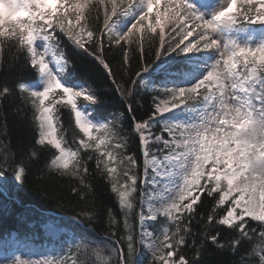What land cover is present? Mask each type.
Listing matches in <instances>:
<instances>
[{
	"label": "trees",
	"instance_id": "obj_1",
	"mask_svg": "<svg viewBox=\"0 0 264 264\" xmlns=\"http://www.w3.org/2000/svg\"><path fill=\"white\" fill-rule=\"evenodd\" d=\"M91 2L95 5L91 12V21H96L98 11L102 27L104 11L106 8L111 10V0L100 5H96V0ZM127 2L128 0H116L118 13L127 7ZM188 2L200 15L203 17L205 15L204 19H211L213 14L207 11V1L188 0ZM135 3L138 5L129 9L126 15L113 18L116 21L114 31L117 34L125 33L143 11V5H139L140 0H135ZM241 6L238 0L237 8ZM163 8L164 3L161 0L159 10L163 11ZM70 16L74 20L75 14L71 13ZM150 18L154 22L155 10ZM65 25L67 26V21ZM144 29L143 58L137 43L124 44L121 41L123 45L121 51L115 40L110 46L108 36L103 37L105 62L112 67L113 76H109L93 56L78 49L57 29V46L72 68L65 70V74L61 76L58 62L63 64L65 61L61 59L60 53L53 49L48 57L50 70L55 73L62 86L94 92L100 102L89 104L82 97L77 98L78 110L93 125L106 124L107 129V131L92 132L93 136L105 141L99 149L96 148L99 140L88 141L87 149L81 147L79 141L83 133L75 125L71 105L55 103V100L62 98V94L54 93L50 96L45 103L53 107L56 139L60 141L62 149L78 153L79 165L74 169L70 164L69 168L72 171L56 168L53 161L60 153L47 141L43 145L36 143L40 138V121L37 119L39 112L34 106L30 90H36L43 76L30 67L25 59L26 52L0 48L4 52L3 67H0V83L6 84L13 92L7 98L0 97V156L8 150L13 160L19 162L27 155L30 147H34L39 154L38 158L29 165L26 182H17L12 172L0 175V264H16L17 258L21 264H45L47 261H51L52 264H113L118 258L112 251V243L118 240L123 245V253L127 255L128 235L136 238L133 264H160V261L140 244L139 216L143 212L142 198L146 186L143 182L141 144L134 125L154 114V100L157 102L171 97L165 90L186 89L198 83L207 74L208 67L219 53L215 50L186 54L171 52L169 45L175 47L183 39V36L178 34L180 28L177 27V34H170L168 40L170 38L171 41L166 40L167 43L164 45V49L168 51L157 59L155 51L160 48L159 35L157 32L147 31L146 23ZM199 31L198 29L192 36L184 39L180 47L195 43ZM84 35L87 39L86 32ZM246 35L247 37L242 39ZM216 36L222 40H235L237 43L240 40L241 45L255 47L264 41V24H237L228 29L221 28ZM96 39H100L98 32ZM200 43L202 46L203 41ZM36 47L42 51V42L37 41ZM125 53L129 56L128 64L124 63ZM149 62L154 63L138 78L144 81V86H140L133 95H128L126 90L133 89L132 81L137 79L136 71H142ZM200 69L202 75L198 77L196 71ZM18 83L24 84L27 89H16ZM199 91L201 95L195 96L194 99L187 97L186 100L187 104L193 105L195 109L205 107L203 94L206 93V89L201 88ZM163 124L156 117L152 121V133L160 134ZM83 138L87 140L86 137ZM100 152L111 153L114 157L110 166L115 167L117 171L111 177L103 164L97 166V158L107 160V157H100ZM127 157L135 159L136 164L133 167L129 166ZM85 169L87 172L84 171ZM128 175L137 177L136 191L130 198L133 203L130 211L121 209L118 193L111 190L113 183L118 187L121 184L127 186L130 183ZM81 178L84 179V184H81ZM73 187L87 188L89 198L82 201L71 190ZM194 194L201 196V202L194 205L193 213L184 212L181 219L175 223L165 216L157 215L156 220L146 222L147 228L155 238L163 239L164 227H168L171 233L176 230L177 225L181 228L187 226L192 234L186 235L187 245L174 251L182 250V254L188 259L198 258L193 260L192 264H239L241 257L246 258L244 254L249 250L252 241L241 239L236 248L230 251V240L235 237V231L225 225L216 224L215 220L211 225H207L206 217L215 201L208 197L206 192ZM229 205L230 201L218 208L216 217L220 218L225 214ZM82 209L94 211L85 214ZM109 210L112 212L111 217L108 215ZM77 214H79L77 219H74L73 216ZM89 215L92 217L91 220ZM112 220L116 223L112 224ZM245 220L251 227H255L258 223L247 217ZM125 223L128 225L127 228ZM46 224H51L60 230L58 238L51 239L44 235L42 227ZM114 232L115 237L112 236ZM206 234L217 235V241L228 247L217 248L211 243L209 235L200 252L196 251L199 245L193 247V236L203 240ZM31 247L33 251L30 250ZM172 259L178 260L179 256L174 255Z\"/></svg>",
	"mask_w": 264,
	"mask_h": 264
},
{
	"label": "snow or ice",
	"instance_id": "obj_2",
	"mask_svg": "<svg viewBox=\"0 0 264 264\" xmlns=\"http://www.w3.org/2000/svg\"><path fill=\"white\" fill-rule=\"evenodd\" d=\"M103 3L104 0H96V5ZM163 3L164 8L163 12H161L159 10L161 0H140L139 5H143V11L136 17L125 33L117 34L114 31V24L116 21L113 18H119L126 15L129 9L138 5L135 3V0H128L127 7L123 8L119 13L117 12L116 0H111V10L109 11L107 8L105 9L102 27L100 26L98 11L96 21H91V12L95 7L91 0H75V2H73V0H54V10L47 15L41 14L38 21H33L28 29L20 35V43L23 48L22 52H26L25 59L28 64L38 74L46 77V84L43 87V90H30L34 106L36 107L37 112H39L37 119L40 121V144L43 145L45 141L48 143L50 134L49 126L51 129H55L53 107L46 105L45 103L54 93L56 95L62 94L61 99L55 100L56 104L71 105V112L74 113L76 127L77 121H79L84 127V131H80L78 128L79 131L83 133V137L87 138V140L83 137L80 139L79 143L81 147L85 149L89 147L88 141H90V138L87 135L89 129H91L92 133L94 130L97 131V129L106 128V124L99 126L93 125L89 119L78 110L76 103L77 98L82 97L83 100L89 104L100 102L94 92L87 89H74L62 86L60 80H58L57 76L50 70L48 57L53 49L59 52L61 59L65 61L63 64L58 62L60 65V75L63 76L65 70H71L72 68V65L66 61L62 50L57 46V29H59V33H62L63 36L78 49L93 56V58L103 66L109 76H113L114 73L110 64L105 62L103 37L105 35L108 36V43L110 46L113 40H115V44L120 46L121 51L123 50L121 41H123L124 44H128L129 42L137 43L138 47L141 49V57L143 58L145 23L147 24V31L149 32H155L156 28L159 27L160 48L155 51L157 59L168 51V49H164V45L167 43L165 39L166 21L175 25L172 31H175V28L179 27L180 33L178 34L183 36V39H181L175 47L169 45L171 52L186 54L205 50H215L219 53L220 58L211 65L210 70L207 71V74L199 80L198 83L186 89L165 90L166 93L171 95V100L162 99L159 103L154 100V114L149 116L147 120H143V122L134 125L136 132L140 134L139 141L143 147V156L145 157L144 167L151 166L157 176H171L173 174L171 169L176 166L175 162H179V171L176 173V175H179L181 167L186 164L185 157L181 155V153L184 152V148L182 146H177V141L181 140L180 133L182 131L189 128L200 129L207 137V140L205 141V144L207 145L211 142L213 136L217 138L228 136L230 141L242 139L247 131V127L237 130L233 126L234 123L238 124L243 120L247 122L248 126H251L257 121L264 120V75H258L255 79H251L248 82L236 80L234 85L229 84L226 87H221L217 82L213 68L218 62L219 67L227 66L233 71H238L246 75L244 65L249 58L257 55L260 51H264V41L258 46L252 47L247 44L241 45L235 40H222L221 38H217L215 34L218 33L221 28L228 29L237 24H264V0H240L242 5L240 8H237L238 0H225L224 3L226 6L213 14L211 19L207 20L195 10L194 6L189 3L188 0H163ZM154 10L155 19L153 22L150 17ZM71 13L75 14L74 20L70 16ZM58 16H63V21L57 22ZM65 21H67V26L65 25ZM198 29L200 31L197 33L198 39L196 42L189 43L181 48L180 45L183 44L184 39L192 36ZM85 32L87 39H85ZM97 32L100 33L99 40L96 39ZM137 34H139L138 37ZM37 41L42 42V51L37 49ZM201 41H203L202 46L200 43ZM86 43L88 46H86ZM161 49H164V51ZM232 54L241 57L239 64L233 63L234 56ZM3 56V49H0V64H3ZM124 63H130L127 53L124 54ZM152 63L154 62L147 63L142 71H136L135 75L137 79L132 81L134 85L133 89L126 90L128 95H133L139 90L140 86H144V81L138 78L142 72H147L149 70ZM201 88L206 89V93L203 94V104L205 107L199 117V122L188 126H181L179 124L167 125L163 127L161 131L168 134V139H162L161 135H155L154 139L150 140V137L152 136V121L156 117L168 113L172 109L181 107L182 105H188L186 104L185 98H194L195 96L201 95L199 91ZM16 89L26 90L27 87L22 83H18ZM56 90H58V92H56ZM10 94H13L12 90L6 84L0 83V97L7 98ZM226 104L234 105L239 109V116L235 121L232 119L233 114L227 111ZM188 106L192 107L193 105ZM213 117L215 118L214 120L212 119ZM56 119L58 120V117ZM145 132L148 134L145 135ZM177 133H179V136H177ZM233 133H235V135H232ZM92 137L95 138L96 141L99 140V143H97V149H99L101 145H103L100 143L102 139L98 136L92 135ZM81 141H84L83 146L81 145ZM161 142L163 143L164 149L168 150L166 155L163 151L152 152L151 150L152 145L160 144ZM48 144L52 145L53 148L59 151L55 144ZM119 146L120 145H117V147ZM59 148H61L60 141ZM146 153L147 155H145ZM38 155V151L34 147H30L27 150V155L19 162H16L13 160L10 151L6 150L4 155L0 156V175H3L6 172H12L17 182H26L30 168L29 165L36 160L35 158H38ZM100 157H107V160L97 158V166L99 167L103 164L104 169L107 170L108 175L111 177L117 171L115 167L110 166V162L114 161L113 155L108 152H100ZM215 159V155L213 154L212 163H207L206 166L201 169L205 177L207 176L209 169L216 167ZM127 160L129 165H131L133 160L135 161L133 157H127ZM209 165L210 168L208 167ZM57 167L67 170L68 165L62 163L57 165ZM84 171L87 172V169ZM125 175H127V173H125ZM128 180L130 183H132L133 180L135 181L134 187L137 185V177L135 175H128ZM80 182L81 184H84V179L81 178ZM71 190L75 192L82 201H86L89 198L87 195L89 190L87 188L77 189L76 187H73ZM111 190L114 193H118L121 209H126L123 205L127 203L128 199L127 186L121 184L118 187L113 183ZM204 192L207 193V191ZM165 193L171 197L172 189L164 187L163 191L157 190V198H164L166 202L154 209L150 208V214L148 216L141 214L139 216L140 221H145L146 219L156 220L157 214L161 215L163 212V216L167 217L169 221L175 223L181 219L184 212L190 214L193 213L195 211L194 205L201 202V196L194 194L189 199L177 201L176 204H170V199L165 197ZM195 193H199V191ZM260 195L261 193L259 189H257V199H259ZM196 196H199L200 198L195 204H192V209H194V211L189 210L187 205L190 204L192 200H195ZM185 201L188 202L184 203ZM89 211L94 210L82 209V212L85 214H88ZM78 215L79 214L74 215L73 218L77 219ZM108 215L111 217V210H109ZM91 219L92 217L89 215V220ZM219 219L220 218L216 217V213L211 210L206 217L207 225H211L214 220L216 224L222 225L218 223ZM111 223L115 224L116 221L112 220ZM241 223H243V221H241ZM125 227H128L127 223H125ZM250 228L252 227L247 224L245 226V231ZM115 235V232L112 233L113 237H115ZM186 235H192L187 226L181 228L180 225H177L176 230L171 233L169 232L168 227H164L162 230L163 239L156 237L150 242L152 255L160 261V264H192V261L198 258L188 259L182 254V250L180 252L174 251V249L179 250L181 249V246L187 245ZM209 235L211 243L215 245L219 244L220 249L223 248V245L217 241V235L206 234L203 240L196 239V237L193 236V247L195 248L196 245H199V248L196 249V251L200 252L204 247V241L208 240ZM253 235L255 234L253 233ZM212 237H215V239H212ZM126 239L128 242L127 255L123 253V245H121L118 240L112 243V251L116 253L118 258L117 264H133V259L136 253V238L132 235H128ZM141 239H143V237H141ZM235 239L236 238L234 237L230 240L231 247L233 246L231 242ZM237 244L238 243L235 244L234 249ZM165 249H167L166 252ZM174 255H178L179 259L173 260L172 257ZM261 255H264V252H262ZM16 264H21L19 258H17ZM45 264H52V262L47 261Z\"/></svg>",
	"mask_w": 264,
	"mask_h": 264
},
{
	"label": "clouds",
	"instance_id": "obj_3",
	"mask_svg": "<svg viewBox=\"0 0 264 264\" xmlns=\"http://www.w3.org/2000/svg\"><path fill=\"white\" fill-rule=\"evenodd\" d=\"M54 6V0H0V37L5 38L0 40V48L22 52L20 35L33 21H38L41 14L47 15L53 11ZM63 19V16H58L57 22ZM232 55L234 56L233 63L239 64L241 57ZM0 67H3V64H0ZM244 67L246 75L233 71L227 66L219 67L218 62L213 66L217 82L221 87L234 85L236 80L248 82L258 75H264V51L249 58ZM226 109L233 114L232 119L235 121L239 116V109L231 104H226ZM233 126L237 130L247 127L242 139L230 141L228 136L223 138L213 136L211 142L206 145L207 137L198 128H189L180 133L181 140L177 141V146L184 148L181 155L185 157L186 164L181 167L178 185L172 189L170 204L189 199L197 191L201 193L207 191L208 196L215 201L212 211L217 214L218 208L231 201L225 214L218 221L219 224L233 229L236 233V239L231 242L233 246L229 250H234L235 244L241 239L250 240L252 244L244 254L246 258L241 257L239 264H264V255H261L264 252V120L257 121L251 126L241 120ZM77 128L84 131L79 121H77ZM49 129L48 143L55 144L60 151V155L55 158L53 164L57 169H60L57 165L62 163L68 165L67 170L69 171H72L69 168L70 164L74 169L78 168V153L59 148V141L55 139V129H51L50 126ZM101 130L107 131L106 128L97 129L98 132ZM87 135L90 141H96L92 137L91 129L88 130ZM100 143L104 144L105 141L102 139ZM37 144H40L39 139ZM81 145H84V141H81ZM213 154L216 158V167L209 169L205 177L201 169L207 163H212ZM135 164L136 161L133 160L129 166L133 167ZM134 184L133 180L127 185L128 199L123 205L129 211L133 208L130 198L136 191ZM257 189L261 193L259 199L256 196ZM199 198L196 196V199L187 205L189 210L194 211L192 204H195ZM161 215L163 216L164 213L162 212ZM246 217L258 222L255 227L247 231H245ZM216 247L220 248V245L217 244ZM226 247L228 245H223V248ZM113 264H117V261Z\"/></svg>",
	"mask_w": 264,
	"mask_h": 264
},
{
	"label": "rangeland",
	"instance_id": "obj_4",
	"mask_svg": "<svg viewBox=\"0 0 264 264\" xmlns=\"http://www.w3.org/2000/svg\"><path fill=\"white\" fill-rule=\"evenodd\" d=\"M73 2H75V1H73ZM107 2H110V0H104L103 4H105ZM224 2H225V0H207V4H208L207 11H209L208 13L214 14L216 11L225 7L226 5ZM161 12H163V11H161ZM204 17H205V15H204ZM174 27H175L174 24H171V23L166 21V23H165V33H166L165 39L167 41H171L170 38L168 40V36L170 34H175V35L177 34L176 33L177 27L175 28V31H172V29ZM155 32H157V34L159 35V27L156 28ZM175 35H174V38H175ZM138 36H139V34H137V37ZM246 37H247V35L242 37V39H245ZM3 39H5V38H0V40H3ZM238 42L240 44L242 43L240 40H238ZM219 58H220L219 56L216 57L213 60L212 64H214L215 61ZM210 67H208L209 70H210ZM53 74L55 75L54 72H53ZM196 75L198 77L200 75H202L201 69L196 71ZM45 84H46V77L43 76L40 84L36 88V91L43 90V87L45 86ZM192 99H194V98H192ZM168 100H171V97ZM186 100H187V97L185 98V101ZM160 101L161 100L157 101V103H159ZM186 104H187V102H186ZM203 111H204V107L195 109L193 107H189L188 105H182L181 107L172 109L168 113H165V114L158 116L157 119H159L160 121H162L164 123L163 127H165L167 125H171V124H179L181 126H188V125L193 124V123H198L199 117ZM147 134L148 133L145 132V135H147ZM138 135H140V134L138 133ZM155 135H161L162 139H168L169 138L168 134L166 132L162 131L160 134L152 133L150 140L154 139ZM177 136H179V133H177ZM151 150H152V152L163 151V153L165 155L167 154V151H168L167 149H164L162 142L160 144L152 145ZM141 153H142L143 167H144L145 157L143 156V147L142 146H141ZM175 164H176V166L172 167V169H171V171L173 173L171 176H168V175L157 176L156 173L153 171V168L151 166L144 167V175H143L144 181L143 182H144V185L146 186V190H145L144 196L142 198V206H143L142 214L143 215L148 216L150 214V208L154 209L156 207L161 206L163 203L166 202V200L164 198H157V190L163 191L164 187H166L168 189H173L178 185L179 177H178V175H176V173L179 171V167H178L179 162H175ZM208 167L210 168V165ZM157 171H159V170H157ZM165 197L167 199H171V197L168 196L167 193H165ZM230 203H231V201H230ZM157 215H159V214H157ZM147 221H148L147 219L145 221H140V232H139L140 244L142 245V247H144V249L147 252L152 253V249L150 247V242H151V240L155 239V237L153 236L152 232L147 228V225H146ZM42 230H43L44 235L51 238V239H56L60 235V230H58L56 227H54L51 224L44 225L42 227ZM141 237H143V239H141ZM30 250L33 251L32 247L30 248Z\"/></svg>",
	"mask_w": 264,
	"mask_h": 264
}]
</instances>
